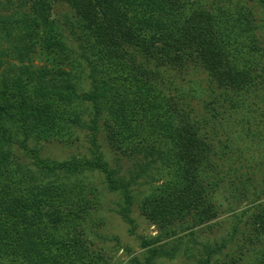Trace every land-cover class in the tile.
Segmentation results:
<instances>
[{"label": "trees", "instance_id": "16d2710c", "mask_svg": "<svg viewBox=\"0 0 264 264\" xmlns=\"http://www.w3.org/2000/svg\"><path fill=\"white\" fill-rule=\"evenodd\" d=\"M19 1L0 14V264H108L87 233L100 204L95 173L129 232L134 206L158 230L129 264L193 255L174 237L178 226L191 239L217 219L229 161L245 160L243 142L264 129V46L252 10L233 0ZM64 66L85 71L88 85ZM190 68L206 95L199 103L176 84ZM84 129L85 156L50 159L29 144L73 143ZM138 184L152 188L137 198ZM252 190L225 236L198 242L195 264H264V195Z\"/></svg>", "mask_w": 264, "mask_h": 264}, {"label": "rangeland", "instance_id": "374dc122", "mask_svg": "<svg viewBox=\"0 0 264 264\" xmlns=\"http://www.w3.org/2000/svg\"><path fill=\"white\" fill-rule=\"evenodd\" d=\"M238 2L239 6L245 8L247 7L252 10V20L255 25L254 34L256 38L260 39V43L264 46V10L261 6L257 5L254 0H233V3ZM19 0H0V14H8L15 9L19 8ZM231 9L236 8V4L230 5ZM57 15L60 20L65 19V15L69 14V9L66 4L57 5L55 8ZM75 48V45H71ZM33 64H44V59L38 54L33 56ZM8 64L16 63L15 59H8L6 62ZM65 70H70L74 76L77 74L83 79L80 80V86L88 85V80L85 71H80L77 67H63ZM86 70V68H84ZM195 71V70H194ZM193 68H190L186 73L179 76L176 81L179 87L182 88V93L184 95L185 101L198 102L204 99L206 96L201 90V84L193 82L192 79L195 76L193 74ZM195 73H197L195 71ZM189 80V81H188ZM189 86L195 89L194 95H189L187 93L186 87ZM198 90H201L200 93ZM259 109H264V104H260ZM264 112V110H263ZM259 117L264 118L260 115ZM261 129V127H260ZM78 139H75L73 143L69 144H48L45 145L43 142L29 144L35 146L39 149L40 155L43 157H48L50 159H63L70 156H85L89 154L90 142L87 130L78 131ZM251 137V136H250ZM247 141L244 147L245 155L247 158L245 160L233 159L229 161V165L233 167L239 166V169L233 171L232 168L225 169L228 172V179L225 180L221 185L219 190L215 193V202L219 204L221 213L217 219L207 223L200 227H196L195 233L192 235L191 239H188V232L185 224L179 225L177 228V233L174 237L180 238L183 244L188 242L190 248L192 249L193 255L189 251L183 253L180 252L174 259L168 260L165 258H159L156 260V264H195V257L197 255L196 249L200 248L198 242L213 243L218 241L222 236L227 234L230 230L232 221L234 220L235 214H239L241 210L246 206L251 198L252 186L256 185L257 192L264 195V129L261 133H256L255 136L252 135L251 140ZM102 146L105 156L113 162V158L106 149V145L102 140ZM241 164V165H239ZM126 164L123 168H126ZM227 166V165H225ZM245 179V176H250L253 179V185H246L244 188L243 183L240 182L239 177ZM92 185H95L99 191L98 198H100V204L96 207V211L87 220V233L91 240L104 250V254L108 259V264H129V259L135 255H140L142 249L140 247V240L142 237L148 238L157 234L158 230L155 225L150 224L142 215H140L139 210L134 206L132 210V217L135 220L133 232H129V225L116 213V202L118 201L117 196L113 192H109L105 188V183H103L100 174L95 173L89 176ZM232 179L233 183L228 184L229 180ZM152 188V184H138L133 187L134 194L139 198L142 194H147ZM239 192H247L248 196L241 197ZM243 196V195H242ZM102 219V220H101ZM173 237V238H174ZM181 247L183 245L181 244Z\"/></svg>", "mask_w": 264, "mask_h": 264}]
</instances>
